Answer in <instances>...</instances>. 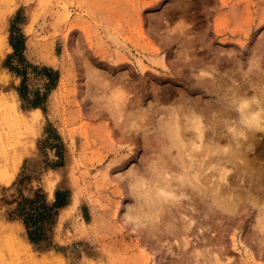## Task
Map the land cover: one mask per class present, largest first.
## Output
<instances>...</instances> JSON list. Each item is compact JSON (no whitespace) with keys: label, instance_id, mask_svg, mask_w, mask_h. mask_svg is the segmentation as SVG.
I'll list each match as a JSON object with an SVG mask.
<instances>
[{"label":"rangeland","instance_id":"obj_1","mask_svg":"<svg viewBox=\"0 0 264 264\" xmlns=\"http://www.w3.org/2000/svg\"><path fill=\"white\" fill-rule=\"evenodd\" d=\"M0 264H264V0H0Z\"/></svg>","mask_w":264,"mask_h":264},{"label":"trees","instance_id":"obj_2","mask_svg":"<svg viewBox=\"0 0 264 264\" xmlns=\"http://www.w3.org/2000/svg\"><path fill=\"white\" fill-rule=\"evenodd\" d=\"M12 45L17 48L15 42L12 41ZM33 106L35 107H38L40 106L38 102H34L33 103ZM68 191H63L62 189H58L56 192H55V201L54 203L50 206V209H53L54 207H63L65 205L68 204V197H66ZM34 201V200H33ZM41 207V206H40ZM44 207V206H43ZM47 207V206H45ZM43 215V211L41 210V208H39V210H37L36 208H33L32 211H30L29 215L26 217L27 219V224H29L28 220L30 219H33L34 217H38V216H41ZM29 227V232L30 234H32V230H31V227L30 225H28Z\"/></svg>","mask_w":264,"mask_h":264},{"label":"bare ground","instance_id":"obj_3","mask_svg":"<svg viewBox=\"0 0 264 264\" xmlns=\"http://www.w3.org/2000/svg\"><path fill=\"white\" fill-rule=\"evenodd\" d=\"M174 127V126H173ZM171 129V127H170ZM172 132L173 136L178 140V141H181L183 138H182V132H181V129L180 127L176 126L175 128H172ZM171 135V134H170Z\"/></svg>","mask_w":264,"mask_h":264}]
</instances>
